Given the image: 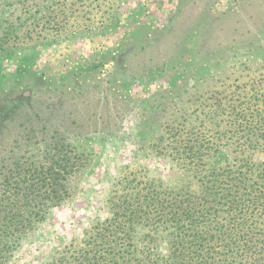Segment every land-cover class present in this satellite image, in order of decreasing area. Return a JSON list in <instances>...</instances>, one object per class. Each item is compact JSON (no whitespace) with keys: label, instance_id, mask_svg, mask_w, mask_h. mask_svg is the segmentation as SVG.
<instances>
[{"label":"rangeland","instance_id":"rangeland-1","mask_svg":"<svg viewBox=\"0 0 264 264\" xmlns=\"http://www.w3.org/2000/svg\"><path fill=\"white\" fill-rule=\"evenodd\" d=\"M92 89L124 100L112 108L122 122L112 116L98 133L85 117L90 134L73 138L81 166L72 197L11 264L57 262L107 225L140 264H165L183 236L177 220L188 236L211 238L232 218L247 222L264 264V0H0V115L27 91L42 110L45 95ZM0 119L4 155L37 153L24 140L10 153L12 139L41 138L17 137V124ZM186 199L197 204L174 221L169 203ZM238 201L241 212L204 210ZM115 212L124 224L107 222Z\"/></svg>","mask_w":264,"mask_h":264},{"label":"trees","instance_id":"trees-1","mask_svg":"<svg viewBox=\"0 0 264 264\" xmlns=\"http://www.w3.org/2000/svg\"><path fill=\"white\" fill-rule=\"evenodd\" d=\"M64 93L45 95V106L40 110L37 104L32 102L33 94L27 91L22 98L20 96L15 98L6 114L2 112L0 115V117L3 115L2 121L17 124L15 128L18 130L14 133L17 137H24L26 133L32 132L41 138L11 140L10 153L19 147L21 141H32L38 151L30 156L4 155L7 150L0 147V264H11L20 245L45 223L50 211L72 197L73 182L81 166V156L74 145L76 139L73 138L83 139L90 134L89 130H86L89 120L86 121L85 117L93 115L95 118L92 119L93 124L96 126L104 124L112 116L113 118L116 116L120 124L124 117L123 112L113 115L112 108L118 107L117 102L120 100L113 99L107 91L98 90V98L93 97L96 96L94 89L88 90L81 97L67 96ZM94 98L97 102L91 105L90 101L92 99L94 101ZM123 101L121 100L119 105L125 108L126 104ZM13 105L15 108L10 111ZM98 106L103 109L102 112L91 110ZM98 127L94 130L100 133V126ZM205 188L211 189L209 186ZM148 198L154 201L152 194H149ZM197 200L188 199V204L185 205L169 203L168 207L172 208L174 213V221L178 219L179 211L183 214L191 212ZM219 204V207L207 205L204 210L210 215H217L223 207L229 211L238 209L241 212L239 201L237 204ZM160 207L163 208V205ZM160 207L156 208L158 215L162 210ZM119 217H121L119 213L115 212L107 222L124 224L122 219H115ZM176 224L179 225L178 230L183 236L174 240L176 245L168 254L165 264H234L239 258V264L248 258H254L252 263L258 264L254 245L246 240V231L249 227L241 218H232L221 227H217V231L211 233V238L200 235L188 236L181 227L180 220H177ZM195 225V221H192L188 228L195 229ZM121 227L118 226L116 232L122 230ZM109 229H111L109 225L105 226L104 233ZM104 233L90 236L93 242L92 244L90 240L87 242L90 244L89 247L86 244L80 247L78 252L61 257L57 262L50 264L139 263L137 261L139 257L128 255L126 243H121L127 236L117 241V238L112 239L111 235ZM213 243L218 244L219 251L213 249ZM237 244H242V252L233 255L230 252ZM98 245L104 247L98 248ZM153 264H157V260L153 261Z\"/></svg>","mask_w":264,"mask_h":264}]
</instances>
